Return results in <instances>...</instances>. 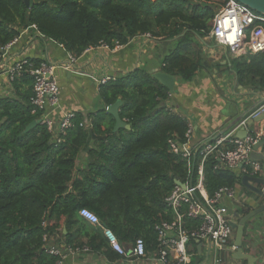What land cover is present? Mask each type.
<instances>
[{
	"label": "trees",
	"instance_id": "trees-1",
	"mask_svg": "<svg viewBox=\"0 0 264 264\" xmlns=\"http://www.w3.org/2000/svg\"><path fill=\"white\" fill-rule=\"evenodd\" d=\"M25 1L0 0V61L1 48L30 27L75 56L101 44L123 45L149 34L154 41L172 42L162 71L186 82L199 64L191 47L208 35L215 9L223 4V0H32L28 6ZM234 66L240 83L264 95V51L239 58ZM11 84L16 97L0 98V264H53L57 259L46 250L54 243L43 237L60 234L62 225L80 227L78 212L83 208L120 242L141 238L145 250L154 252L155 225L173 217L165 199L174 180L195 185L201 158L198 146H193L190 162L169 150L171 138L185 143L188 121L165 105L168 91L144 69L110 78L99 87L106 108L89 120L75 115L65 134L55 136L40 122L42 112L30 103L28 72ZM117 101L118 117L128 129L116 128L107 112ZM81 153L86 159L78 165ZM236 178L217 157L209 156L203 164L208 197L221 187L232 188ZM193 198L201 199L197 192ZM184 209L182 205L180 212ZM197 224L185 217L187 227ZM100 230L95 228L88 248L114 261L119 255ZM66 241L73 243L71 237Z\"/></svg>",
	"mask_w": 264,
	"mask_h": 264
},
{
	"label": "crops",
	"instance_id": "crops-1",
	"mask_svg": "<svg viewBox=\"0 0 264 264\" xmlns=\"http://www.w3.org/2000/svg\"><path fill=\"white\" fill-rule=\"evenodd\" d=\"M171 43V41L158 42L139 35L111 50L101 46L87 49L75 56L76 62L70 65L69 53L61 44L42 36L33 27L22 29L16 37L15 45L1 55L0 98L16 97V91L5 74V68L11 67L21 59L31 62L33 60L50 62L57 66L55 78L59 89L58 108L50 115L55 126L64 113H73L82 120H89L97 115V112L106 108L99 98L100 80L116 79L137 69H144L151 76L157 72H164L162 71L163 59L172 49ZM191 50H195L199 57L198 68L189 82L169 74L174 77V93L168 94L165 105L192 125L191 145L198 146V149L203 143L224 134L222 131L230 122L264 95L250 90L239 82L234 66L239 58H231L225 48L215 44L209 38H197ZM195 60H198L197 56ZM21 86L27 88L25 84ZM237 125L225 133H229ZM246 130L250 134L260 135L263 140L264 120L252 123ZM263 153L264 144L258 148L256 154ZM80 155L77 160L78 165L83 164L86 159L85 153ZM256 161L264 163V159ZM240 165L230 169L237 177L232 187L233 196L223 199L230 220L235 223L250 211L264 205V199L240 183L241 176L247 174L253 179L248 184L258 187L255 179L263 175L245 173L243 169L246 166ZM262 187L260 186V189ZM78 219L80 227L71 228L62 225L59 229L60 234L52 240L53 245L57 246L64 255L62 264H160L150 257L136 260L131 254L126 253L125 256H119L114 261L108 260L104 255L88 248L89 238L94 235L93 232L97 226L80 215ZM100 229L105 237L103 229ZM67 237H71L73 243H68ZM233 238L234 230L230 245H227L219 254L221 264H246L245 260L233 258L235 251L232 248ZM120 243L129 253L128 244ZM67 247L74 251L68 252ZM187 249L191 255V264H214L216 253L208 241H192ZM242 253L255 258V264H264V211L255 214L245 222ZM147 254L152 253L147 252Z\"/></svg>",
	"mask_w": 264,
	"mask_h": 264
},
{
	"label": "built area",
	"instance_id": "built-area-1",
	"mask_svg": "<svg viewBox=\"0 0 264 264\" xmlns=\"http://www.w3.org/2000/svg\"><path fill=\"white\" fill-rule=\"evenodd\" d=\"M143 35L151 38L149 34ZM206 37L225 48L231 58L255 55L264 51V16L235 0H223V4L211 20ZM15 43L16 38L3 46L1 55L6 53ZM100 46L111 50L122 45L115 42L113 47L106 44ZM69 61L70 65H73L76 62L75 55L69 54ZM56 68L57 66L50 62L42 61L35 65L26 59H21L11 67L5 68V74H7L10 82L23 72H28L32 78L30 103L42 112L40 122L46 125L48 131L54 132L55 136L59 133L64 135L75 119L73 113H64L57 126H55L50 116L52 111L58 108L59 105V89L55 78ZM108 80L109 78H103L100 80V84H104ZM263 112L264 102L259 104L232 131L224 133L212 141H207L199 147L201 148V158L197 167V183L195 185L182 183L185 186L184 188L174 183L173 189L165 199L167 206L173 211L172 219L161 221L155 225L157 244L155 251L151 252L152 254H147L145 243L141 238H137L132 242L131 255L134 259L141 260L150 257L160 264H191V255L187 249L188 244L192 241H208L213 246L214 253H216L213 263L221 264L219 254L227 245H230L233 236L230 215L227 207L223 204V199L232 198L233 191L232 188L221 187L211 197H208L202 184L203 164L209 156H214L227 169H233L241 164L246 166L243 169L245 173H259L264 177V163L249 158L253 146L261 141V136L250 133L241 139L235 136L239 127L246 126L247 121ZM192 133V125L188 123L184 144H180L172 138L168 140L170 152L180 155L187 162H190L189 160L194 151L191 145ZM57 141H60V137L57 138ZM262 191L264 192V186ZM196 192L199 193L200 200H194L193 197ZM182 205H185V209L180 212ZM78 214L95 226L102 228L110 248L117 255L125 256L126 252L116 235L111 230L103 227L95 214L85 208L80 209ZM185 217L197 220L198 224L187 227ZM48 238V236H44L43 240L48 242ZM232 248H234L233 245ZM67 251H74V249L67 247ZM46 252L56 257L57 260L53 264H62L64 255L57 246L48 247Z\"/></svg>",
	"mask_w": 264,
	"mask_h": 264
},
{
	"label": "water",
	"instance_id": "water-1",
	"mask_svg": "<svg viewBox=\"0 0 264 264\" xmlns=\"http://www.w3.org/2000/svg\"><path fill=\"white\" fill-rule=\"evenodd\" d=\"M238 3L248 7L249 9L253 10L254 12L263 15L264 16V0H235ZM26 5L30 6L32 4V0H26ZM154 79H156L170 94L174 93V77L166 74L164 72H157L152 76ZM264 102V96L259 97V99L251 105L249 108H247L242 114L237 116L230 124L227 126L225 130L222 131V133L227 132L230 128L234 127L236 124H239L242 120L246 118L248 114H250L259 104ZM120 106V101H117L112 106L107 108V112L110 113L114 119H115V127H125L128 129L129 125H126L122 120L118 117V108ZM264 120V112L259 114L257 117L253 118L252 120H249L246 122V126L239 127L235 133V136L237 138H244L248 134V128L252 123ZM32 125H35V122L31 123L27 128H30ZM264 144V139L259 141L256 145L253 146L252 151L249 155V158L253 161L256 160H262L264 159V153L261 155H257L256 152L258 148ZM241 166V165H240ZM253 179L251 176L244 174L240 178V183L245 186L248 190H251L254 194H256L258 197H261L264 199V192L262 189H260V186H264V177H261L259 179H255V182L259 185L258 187H253L248 184L249 181H252ZM174 183L179 185L180 187L184 188V184H182L178 179L174 180ZM264 211V205L259 206L258 208L254 209L253 211H250L246 215H244L242 218L239 219L238 222H230L231 228L234 230V240H233V246L235 248L233 258L235 260H245L246 264H255V258L250 256L249 254L242 253V237H243V227L247 220H249L252 216L255 214H258L260 212ZM199 242V241H197ZM211 246L210 242H208ZM129 253H127V250L125 249L126 254H132V243L128 244Z\"/></svg>",
	"mask_w": 264,
	"mask_h": 264
},
{
	"label": "rangeland",
	"instance_id": "rangeland-1",
	"mask_svg": "<svg viewBox=\"0 0 264 264\" xmlns=\"http://www.w3.org/2000/svg\"><path fill=\"white\" fill-rule=\"evenodd\" d=\"M219 8H220V7L216 8L215 11L217 12V11L219 10ZM216 12H215V13H216ZM210 24H211V22H210ZM80 156H81V155H80ZM53 239H55V237H50V238H48V242H52Z\"/></svg>",
	"mask_w": 264,
	"mask_h": 264
}]
</instances>
